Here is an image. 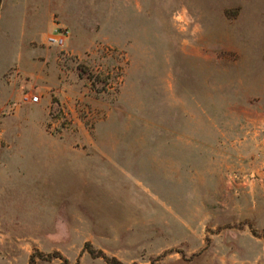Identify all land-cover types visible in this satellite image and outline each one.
<instances>
[{
	"label": "rangeland",
	"instance_id": "rangeland-1",
	"mask_svg": "<svg viewBox=\"0 0 264 264\" xmlns=\"http://www.w3.org/2000/svg\"><path fill=\"white\" fill-rule=\"evenodd\" d=\"M0 130L2 262L264 264V0H1Z\"/></svg>",
	"mask_w": 264,
	"mask_h": 264
},
{
	"label": "crops",
	"instance_id": "crops-1",
	"mask_svg": "<svg viewBox=\"0 0 264 264\" xmlns=\"http://www.w3.org/2000/svg\"><path fill=\"white\" fill-rule=\"evenodd\" d=\"M51 97L50 94L49 96L47 94H45V96L41 97V101L38 103H33L31 102V100H28L27 102L24 103V105H28V107H30L31 110H33L35 112V114H38L40 117H38L39 120V124L40 125H44L45 122L47 121V115H48V111H49V107L51 105ZM43 136L41 135L39 136H34L33 139V145H30L28 149H21L20 152V157L24 158L25 156H27L28 161H26V166L25 164H23L22 162L15 165V167H12L11 169H15L20 170L22 172L25 173L28 170L34 172V171H38L40 169V159H44L46 158L47 162L50 163L51 162V147L48 146L49 144L46 143V139L42 138ZM47 142L48 139H47ZM32 146V148H31ZM70 152V151H69ZM65 156V154L63 155ZM1 161V160H0ZM10 172V169L7 165H0V200H7L6 195L8 194L7 190H8V183H7V179L9 178V176L7 175V173ZM44 181H48L49 178H43ZM31 184L34 183V181H36L37 183H39V180H35L33 178V180H31ZM68 181V179H67ZM20 182V186H18V183ZM23 181L22 179L19 180V177H15L14 181H13V185H12V191H13V187L15 190H17L19 187L20 189H22V185ZM33 187V185H31ZM17 200V199H14ZM23 200V199H20ZM1 235V233H0ZM3 235V234H2ZM17 251V246L16 245H12V251L11 254H14ZM11 261L9 260V263ZM0 263L2 264H9L8 262H2L0 260ZM14 264V263H12Z\"/></svg>",
	"mask_w": 264,
	"mask_h": 264
},
{
	"label": "built area",
	"instance_id": "built-area-1",
	"mask_svg": "<svg viewBox=\"0 0 264 264\" xmlns=\"http://www.w3.org/2000/svg\"><path fill=\"white\" fill-rule=\"evenodd\" d=\"M66 38L67 36L63 32H59L57 34H52L50 41H51V44L62 45ZM40 101H41V96L39 95H33L31 98V102L33 103H38ZM54 122L56 121H53V123ZM2 143H3V136H2V131L0 130V145Z\"/></svg>",
	"mask_w": 264,
	"mask_h": 264
},
{
	"label": "trees",
	"instance_id": "trees-1",
	"mask_svg": "<svg viewBox=\"0 0 264 264\" xmlns=\"http://www.w3.org/2000/svg\"><path fill=\"white\" fill-rule=\"evenodd\" d=\"M0 6H1V0H0ZM29 264H36L34 255L30 257Z\"/></svg>",
	"mask_w": 264,
	"mask_h": 264
}]
</instances>
